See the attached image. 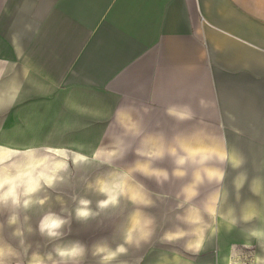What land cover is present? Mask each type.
<instances>
[{
    "label": "crops",
    "instance_id": "0c3cea01",
    "mask_svg": "<svg viewBox=\"0 0 264 264\" xmlns=\"http://www.w3.org/2000/svg\"><path fill=\"white\" fill-rule=\"evenodd\" d=\"M3 16L22 34L0 56V145L96 159L121 192L113 222L27 215L100 245L3 241L0 264H264V0H0Z\"/></svg>",
    "mask_w": 264,
    "mask_h": 264
},
{
    "label": "rangeland",
    "instance_id": "374dc122",
    "mask_svg": "<svg viewBox=\"0 0 264 264\" xmlns=\"http://www.w3.org/2000/svg\"><path fill=\"white\" fill-rule=\"evenodd\" d=\"M14 20L21 22V14H15ZM18 26H20L19 23L15 25L12 34L11 30H5V17L3 16L0 20V56L12 57L15 46L12 43L21 41L22 33L20 28H17ZM20 143L22 144H14L17 149L0 145V152L7 150L3 157L0 155V214L9 215L0 217V226L3 224V227L7 228V225H13L14 232L20 236L22 245L17 237L12 239L5 236H0V245L4 247V241L14 245L15 251L21 249L19 246H22L26 250H35L36 252L44 247L43 254L51 258H53L52 251L54 250H58V254L63 256L74 254L79 249V244L70 246L73 241L84 243V248H86V244H93V247L100 245V236L69 238L64 235L65 228L61 230V235L40 237L38 231L35 230L36 220L33 218V221H28L27 215L58 213L66 217L71 212L80 215L92 213L91 215L94 216L108 215L113 222L117 218L118 198L121 192L118 187V174L111 173L104 184L105 187L110 180H113L114 186L110 193L106 188L100 187L103 168L96 159H92L88 164L85 158L66 155L61 150L46 151L44 148L47 146H40L36 141ZM28 143L35 150L25 151L29 148L25 147ZM80 143L82 145L80 149L88 152L91 146L96 145L97 142L81 141ZM56 164L59 165L58 169H56ZM76 169H81L83 173H78L77 176ZM98 185L99 187H97ZM94 232L101 234L99 231ZM1 234L2 232H0ZM42 241L45 242L44 245H41ZM37 254L33 253L31 256ZM90 257L93 262H87V264H105L107 262L106 260H102L105 263L99 261L97 258L102 256L97 253H91Z\"/></svg>",
    "mask_w": 264,
    "mask_h": 264
},
{
    "label": "bare ground",
    "instance_id": "6f19581e",
    "mask_svg": "<svg viewBox=\"0 0 264 264\" xmlns=\"http://www.w3.org/2000/svg\"><path fill=\"white\" fill-rule=\"evenodd\" d=\"M7 153V150H2L1 152H0V155L3 157L4 156V154H6ZM55 163V162H54ZM58 166L59 165H57L56 164V169H58ZM114 185H113V180H110L106 185H105V187L104 188H106V190H108L110 193H112V191H111V188L113 187ZM118 190V189H117ZM120 191V190H119ZM111 196V195H110ZM113 200V199H112ZM111 202V201H110ZM116 203V202H115ZM106 204V203H105Z\"/></svg>",
    "mask_w": 264,
    "mask_h": 264
}]
</instances>
